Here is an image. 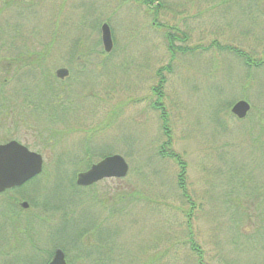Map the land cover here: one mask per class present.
I'll return each mask as SVG.
<instances>
[{
    "label": "rangeland",
    "instance_id": "obj_1",
    "mask_svg": "<svg viewBox=\"0 0 264 264\" xmlns=\"http://www.w3.org/2000/svg\"><path fill=\"white\" fill-rule=\"evenodd\" d=\"M16 1L0 0V55L42 51L50 80L68 70L58 82L68 100L38 110L34 100L24 103L25 76L13 73L7 85L17 113L4 130L0 117V141L17 140L45 163L35 182L6 195L30 205L15 209L21 230L12 229L15 201L0 208V264H41L44 254L32 244L45 257L65 247L75 263L77 237L101 264H196L191 241L203 264H264V66L248 71L231 51L264 60V6L161 0L155 15L138 0ZM104 24L112 30L110 54ZM170 28L188 37L177 43L187 54L172 58ZM240 100L252 107L244 120L232 114ZM162 113L171 150L186 163L189 200L178 187V165L158 153L167 140ZM102 152L123 156L128 176L73 190L71 182Z\"/></svg>",
    "mask_w": 264,
    "mask_h": 264
},
{
    "label": "trees",
    "instance_id": "obj_2",
    "mask_svg": "<svg viewBox=\"0 0 264 264\" xmlns=\"http://www.w3.org/2000/svg\"><path fill=\"white\" fill-rule=\"evenodd\" d=\"M32 0H17L16 2H28L31 3ZM139 3H142L144 6L147 7V9L153 8L155 15L158 13L159 9L162 8V4H161V0H138ZM250 2H252L253 4H255L258 8H260V6H264V0H250ZM32 4V3H31ZM156 7H153V6ZM180 32L179 30L175 29V28H170L169 32H167L166 34V39L168 41V49L169 52L171 53L172 58H174L176 56L177 53H181V54H187L188 51L190 50L189 47L185 46H178L181 44H177V43H185V41L187 40V36L186 35H182L180 36ZM231 51L234 52V54L238 57L239 61L243 62L244 66L248 69V71H252V69H254V67H261L264 66V60L263 61H254L253 59H249L247 58V54L245 52H242L240 49L237 48H231ZM24 54H20V57L16 58V59H9L8 55H0V117L2 118V125H3V130L5 129L6 126H4L6 124V121H8V117L11 120V122H14L15 120L12 119L10 115H16L17 113V107L15 106V103H17V101L15 102V100L8 98L9 96L6 95V88L8 83L14 81L12 79V76L14 77L13 73L15 74V80H19V75H23L25 76L24 81L25 83H20V87L26 89L23 90L22 92L25 94H28L30 96L29 97H25L24 98V103H27L28 100L32 101L34 100L33 105L35 106V109L37 108L38 110H40L41 107H43V102L46 101L48 106H53V105H57L58 106H62L63 100H68L66 98V94L64 90L59 89L60 85L58 84V80L55 79H49V74L47 75V73L44 72V68H45V59L43 57V52L42 51H38V50H33L32 52L30 51H26L23 52ZM167 70V68H165ZM33 74V75H31ZM159 76L161 75V72H159L158 74ZM31 79H29V78ZM28 78V79H27ZM51 78V77H50ZM12 79V80H11ZM22 80V78H20ZM46 79V80H45ZM53 80V81H52ZM15 83V82H14ZM13 83V84H14ZM161 87V85H160ZM46 88V91H45ZM33 89H36L34 91H36L38 93V97L36 98H32V91ZM154 94L157 95L160 99H161V92H160V88H154ZM158 100L159 102L161 100ZM14 101V102H13ZM32 105V104H31ZM153 108L155 110H161L162 112L164 111V107L163 106H159L158 102L153 103ZM160 119L162 122V126H163V132L166 136V141L164 142V144L162 145V147L159 150V156L161 158L164 159H170L173 160L179 167V174L177 176V181H178V187L180 190H182V192H184L185 190V183H186V171H185V167H186V163L183 162V160L181 159V157L177 154H175L172 150H171V137H170V129H168V124H169V116H167V114L162 113L160 115ZM6 141H0V143H3ZM88 153V152H87ZM101 153V152H100ZM108 152H102V154L99 156V158L103 159L106 156L110 155H104ZM88 165L90 166V163H88ZM75 180V179H74ZM71 182V188L74 190H89L94 188L90 187V188H78L75 184V181ZM35 182V179L32 181ZM30 182L29 185L32 183ZM9 192H6L3 195H0V197H2V199L4 198L3 202L0 203V208L1 207H6V203L12 205L13 203V199L11 197H8V199L6 198V195H8ZM125 197L124 194L120 193L118 194V199H123ZM130 198H132V196H130ZM188 198V197H187ZM191 205V204H189ZM11 207H9V212H10ZM12 211V215L11 218L13 219L11 224L13 225L12 229H16V231L18 232L19 230H21V222H19L16 218V213L15 209L13 208ZM8 211V210H7ZM2 213V211H0V214ZM5 214V213H4ZM262 215H264V213H262ZM190 216V215H189ZM37 218V217H36ZM261 222L264 221L263 216L260 217ZM39 221H42L38 218ZM45 223L47 222V219L45 217ZM50 220H48L49 222ZM89 235V233H88ZM87 234H85V237L88 236ZM77 236H81L84 237L82 234H79ZM93 236V235H92ZM84 237V238H85ZM78 238V237H77ZM77 238H73L71 239L73 241V243L76 245L75 248L79 251V256L78 259H76V262L73 263L69 260V264H87V261L90 260L91 264H101V260L100 259H94V252H88L87 251H83L84 249L82 248V245L80 246V244H78V239ZM18 240H16V244H18L17 242ZM89 242H91L88 238ZM18 246V247H17ZM36 245L32 244L33 247V251H37V247H35ZM14 249L12 251H14L15 249L21 250V248L23 246L21 245H13ZM17 247V248H16ZM20 247V248H19ZM19 248V249H18ZM65 252H68V250L65 247H61ZM36 249V250H35ZM191 249L193 252L197 253L198 256V260L196 264H203L202 262V253L200 251H198L197 245H195V243L193 241H191ZM45 252V251H44ZM54 250L52 251H47L46 253L48 254V257H45V254L43 256L42 262L41 264H48L50 258L53 255ZM99 254H103L102 252H99ZM102 258V257H101ZM94 261V262H93ZM105 261V260H104ZM106 262V261H105ZM21 264V263H20Z\"/></svg>",
    "mask_w": 264,
    "mask_h": 264
},
{
    "label": "water",
    "instance_id": "obj_3",
    "mask_svg": "<svg viewBox=\"0 0 264 264\" xmlns=\"http://www.w3.org/2000/svg\"><path fill=\"white\" fill-rule=\"evenodd\" d=\"M101 40L104 51L111 53L113 39L111 28L104 24L101 28ZM68 70L61 69L57 76L61 79L67 77ZM251 110V105L245 101H238L232 108V114L238 119H245ZM43 158L40 154L30 151L26 146L12 140L0 145V194L8 190L20 188L43 172ZM130 167L124 157L112 155L94 164L88 171L79 173L76 184L79 187H89L105 179H124ZM21 206L29 207L27 202ZM49 264H67L65 253L56 250Z\"/></svg>",
    "mask_w": 264,
    "mask_h": 264
},
{
    "label": "flooded vegetation",
    "instance_id": "obj_4",
    "mask_svg": "<svg viewBox=\"0 0 264 264\" xmlns=\"http://www.w3.org/2000/svg\"><path fill=\"white\" fill-rule=\"evenodd\" d=\"M74 57H75V56H74ZM88 57H89V55H88ZM75 58H77V60H78L77 63H75V60H74ZM75 58H74L73 60H71L72 62H71V65H70V66H72V67L74 66V64H78L79 61H80L83 57H82V54H80V55H78V57H75ZM68 76H69V74H68ZM68 76H67V77H68ZM57 77H58V76H57ZM65 78H66V77H65ZM63 79H64V78H63ZM63 79H61V78L58 77V82H63V81H60V80H63ZM59 87H60V86H59ZM43 107H44V110H45V101L43 102ZM44 131H45V129H44ZM43 154L45 155V151H44ZM40 155L43 157L42 154H40ZM43 160H44V157H43ZM44 163H45V160H44V162H43V168H44ZM28 185H29V184H28ZM28 185H26L25 187H27ZM25 187H24V188H25ZM24 188H22V189H24ZM78 188H81V187H78ZM18 189H19V188L15 189V190H13V191H19V190H21V189H19V190H18ZM183 194H184V195H183L184 198H187V197H188V195L186 194V191H184ZM188 198H189V197H188ZM188 198H187V199H188ZM21 199H22V198H21ZM188 200H189V199H188ZM14 201H15V203H16V205H17L16 209H17L18 207H20L21 209H24V210H27V209L29 208V207H28L27 209L23 208V207L21 206V203H19L18 198H14V199H13V202H14ZM25 202H26V201H25ZM27 203H28V202H27ZM29 206H30V205H29ZM18 211H20V210H18ZM20 212H21V211H20ZM21 213H22V212H21ZM17 247H18V246H17ZM17 247H16V248H17ZM19 248H20V247H19ZM19 248H18V249H19ZM15 250H16V249H15ZM38 250H40V249H38ZM38 250H37V251H34V252L38 253L39 257H40V254H45V252H43V251H38ZM43 256H44V255H42V257H43ZM51 259H52V258H51Z\"/></svg>",
    "mask_w": 264,
    "mask_h": 264
}]
</instances>
